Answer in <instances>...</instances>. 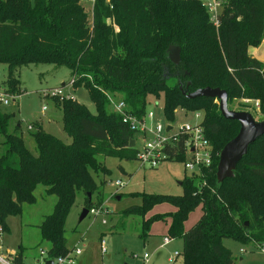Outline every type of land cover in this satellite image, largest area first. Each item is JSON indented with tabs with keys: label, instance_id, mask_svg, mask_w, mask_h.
Here are the masks:
<instances>
[{
	"label": "trees",
	"instance_id": "1",
	"mask_svg": "<svg viewBox=\"0 0 264 264\" xmlns=\"http://www.w3.org/2000/svg\"><path fill=\"white\" fill-rule=\"evenodd\" d=\"M80 0H0V66L6 74L0 87L13 101L21 94L20 71L31 65H51L71 71L75 89H85L96 112L63 98L62 124L71 143L47 134L40 124L28 129L36 148L26 146L15 114L0 105V227L20 216L23 206L36 203L38 186L55 196L53 212L39 225L50 259L70 251L65 225L78 194L85 195V209L103 206L107 176L100 156L129 158L135 132L121 115L109 109L111 96L126 104L137 120L147 114L150 97L163 96V113L173 124L177 111L202 114V127L213 149L210 169L183 182L182 196L135 194L140 206L125 216L146 217L155 207L169 204L174 211L143 221L141 238L154 222L170 219L169 239L183 242L182 264H235L225 239L264 249V136L249 149L237 166L235 177L217 182L219 154L240 129L222 117L218 103L209 98L189 100L206 87L220 88L231 100H258L264 118V63L252 57L251 48L264 39V0H227L218 25L201 0H96L88 22ZM172 45L181 48V65L167 57ZM65 86V85H63ZM51 99V98H50ZM57 99V98H53ZM201 115V116H202ZM183 136L165 152L187 158ZM138 154V151H137ZM91 195L89 198L88 195ZM95 197L94 200V195ZM95 207V208H94ZM201 208L202 216L189 230V216ZM15 263L24 264L21 254Z\"/></svg>",
	"mask_w": 264,
	"mask_h": 264
},
{
	"label": "rangeland",
	"instance_id": "2",
	"mask_svg": "<svg viewBox=\"0 0 264 264\" xmlns=\"http://www.w3.org/2000/svg\"><path fill=\"white\" fill-rule=\"evenodd\" d=\"M81 5L85 8L88 22L91 23V9L85 4ZM254 49L264 54V39L260 46L250 50ZM71 77L72 73L67 68H56L51 65H31L20 71L21 94L6 107V110L10 114H15L14 121L20 123L25 144L34 155L36 148L28 129L37 124H40L47 134L65 144L71 143V138L62 124V110L59 108L62 98L55 100L45 97L47 91L63 89L66 96L72 97V101L85 105L93 114L96 112L87 90L75 89L72 83L69 84ZM5 78V71L0 66V84ZM243 100H231L229 109L251 113L258 122L264 120L260 117L259 111L251 105H244ZM118 101V98L111 96L109 109L115 111ZM149 112L153 113V118H146L148 128L157 125L165 127L168 124L163 113V96L159 99L150 97L147 115ZM195 114L177 111L173 126L199 123L202 118L195 119ZM151 139L149 134L135 132V147L129 153L131 157L108 154L98 158L108 170L107 176L95 177L98 184L101 180L106 181L103 188V206L96 209H100L98 211L100 214L95 216L89 214L80 221L82 211L85 209V195L80 193L65 225L68 246L71 250L77 246L82 251L75 264H182V240L170 239L167 245L164 244L165 238L168 237L169 218L154 222L149 235L145 239L141 238L143 221L156 214L172 213L174 208L171 205L157 206L145 218L123 214L127 209L142 204V199L133 195L182 196L183 182L187 178H192V172L185 168V162L189 158L166 161L156 169L143 166L137 159V151H143L144 144ZM117 183L121 186H116ZM96 196L97 194L94 195V200ZM35 197L36 203L24 205L20 216H11L6 220L7 232L0 236V254L8 256L19 252L24 264L42 261L41 251L47 250L49 244L42 242L39 225L53 212L57 202L55 196L45 194L43 186L37 187ZM201 216L202 210L197 208L189 216L185 224L186 230L191 229ZM224 246L232 252L235 264H264V249L260 244L242 245L225 239Z\"/></svg>",
	"mask_w": 264,
	"mask_h": 264
},
{
	"label": "built area",
	"instance_id": "3",
	"mask_svg": "<svg viewBox=\"0 0 264 264\" xmlns=\"http://www.w3.org/2000/svg\"><path fill=\"white\" fill-rule=\"evenodd\" d=\"M82 4L89 6L91 11L94 8L96 0H80ZM204 7L210 13V20L214 25H218V15L220 14L223 4L227 0H201ZM45 97L53 98H72L70 95L66 96L63 89H55L47 91ZM13 96L4 93L0 90V105L7 107L11 105ZM244 105H251L255 110L260 112V102L258 100L253 101L250 99L243 100ZM46 108H44L45 110ZM116 113L122 116L123 122L128 124L130 129L134 132L149 134L152 139L144 144L143 151H138L137 159L141 161L143 166L149 168H158L163 162L175 160L176 152L173 150L172 154L165 152L166 148H173L174 144L179 140L180 137L184 138V153L187 158L185 162V168L187 171L193 174H199L203 169H210L213 163L214 152L210 145V142L206 138L204 129L202 127V120L199 123L190 124L185 123L181 126L174 127L173 124L168 123L165 127L157 125L152 128H148L146 125V118L152 119L153 113L149 112L146 114L143 120H137L126 112V104L123 101H118L116 106ZM203 117L200 114H195L194 118L198 119ZM170 130L167 131V128ZM31 127H29L30 129ZM116 186H121L117 183ZM103 209V208H102ZM100 210V209H99ZM96 209H91L89 214L95 216L100 214ZM105 209H103L104 211ZM4 233L3 228L0 227V236ZM170 242L168 237L165 238L164 244L167 245ZM105 250H103L104 252ZM241 252H244L241 250ZM42 261H37L35 264H46L52 260L54 264H75L76 258L82 255V251L75 246L66 256L59 257L57 259H50L47 252L42 250ZM178 254L176 253L175 256ZM0 264H16L15 254L4 256L0 254Z\"/></svg>",
	"mask_w": 264,
	"mask_h": 264
},
{
	"label": "water",
	"instance_id": "4",
	"mask_svg": "<svg viewBox=\"0 0 264 264\" xmlns=\"http://www.w3.org/2000/svg\"><path fill=\"white\" fill-rule=\"evenodd\" d=\"M167 57L172 64L181 65V48L175 45L170 46L167 51ZM188 86H190V83H188ZM188 86L186 89H183L182 86L180 87L182 95L187 99H213L218 103L219 111L224 119L236 121L240 125L237 136L229 141L219 154L216 177L218 184L221 185L225 180L235 177V171L240 161L248 155L250 147L264 136V120L258 122L251 113L230 110L228 105L229 96L225 90L206 87L190 93L188 92ZM169 130L170 127L167 128V131ZM134 145L135 142L132 141L130 147H134ZM88 196L89 198L91 197L90 194ZM88 215L89 210L84 209L80 221H83ZM46 264H54V262L50 260Z\"/></svg>",
	"mask_w": 264,
	"mask_h": 264
},
{
	"label": "crops",
	"instance_id": "5",
	"mask_svg": "<svg viewBox=\"0 0 264 264\" xmlns=\"http://www.w3.org/2000/svg\"><path fill=\"white\" fill-rule=\"evenodd\" d=\"M250 55L254 58H256L257 60H259L260 62H262L261 60L264 61V54L260 53L259 50L254 49V50H250L249 51ZM264 63V62H263ZM243 253V252H242Z\"/></svg>",
	"mask_w": 264,
	"mask_h": 264
}]
</instances>
